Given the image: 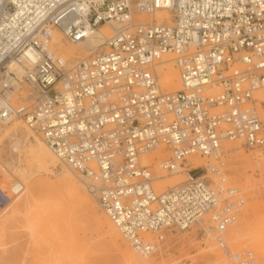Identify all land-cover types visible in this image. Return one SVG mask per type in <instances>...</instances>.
<instances>
[{
    "label": "built area",
    "instance_id": "obj_1",
    "mask_svg": "<svg viewBox=\"0 0 264 264\" xmlns=\"http://www.w3.org/2000/svg\"><path fill=\"white\" fill-rule=\"evenodd\" d=\"M102 25L112 34L75 63L56 51L57 32L77 43ZM167 53L176 91L156 69ZM262 90L264 0H0V126L22 119L144 259L195 228L228 264H256L225 235L247 202L225 143L264 152ZM24 190L0 184V214Z\"/></svg>",
    "mask_w": 264,
    "mask_h": 264
},
{
    "label": "rangeland",
    "instance_id": "obj_2",
    "mask_svg": "<svg viewBox=\"0 0 264 264\" xmlns=\"http://www.w3.org/2000/svg\"><path fill=\"white\" fill-rule=\"evenodd\" d=\"M107 27L102 25L97 32ZM57 41L56 51L69 57L70 64L100 46L93 39ZM60 43L77 49V57L57 50ZM163 66L161 61L157 65L163 90L172 91L180 84L163 85ZM170 71L179 73L174 60ZM225 149L228 180L242 189L247 200L226 238L234 249L253 250L256 264H264V152L250 150L240 140L226 142ZM49 150L20 118L0 126V184L8 187L15 180L25 184V191L0 214V264H228L216 243L195 228L170 232L156 255L140 257L78 177ZM132 253L140 263L131 259Z\"/></svg>",
    "mask_w": 264,
    "mask_h": 264
},
{
    "label": "bare ground",
    "instance_id": "obj_3",
    "mask_svg": "<svg viewBox=\"0 0 264 264\" xmlns=\"http://www.w3.org/2000/svg\"><path fill=\"white\" fill-rule=\"evenodd\" d=\"M148 16V15H147ZM163 16H166V17H169L170 16V13L168 12V11H158L157 13H156V15H155V17H157V18H162ZM145 18V17H144ZM144 18L143 17H141V19H143L144 20ZM160 18V19H161ZM147 19V17L145 18V20ZM152 19V18H151ZM148 20H150V19H148ZM106 28V27H105ZM108 29H106V30H104L103 29V33L102 32H100V33H98L97 32V30L96 31H94L91 35H89L88 36V38H86V39H84L83 41H80V42H77V43H82V42H84V41H86L87 39H93V41L94 42H96V43H98L99 45L100 44H102V42L105 40V38L106 37H108V36H110L111 34H112V29L111 28H109V27H107ZM101 31V30H100ZM63 38L62 37V34L60 33V32H57L56 33V35H55V39H54V42L56 43V41H57V38L59 39V38ZM61 40V39H60ZM58 42V41H57ZM59 43V42H58ZM59 45H61L57 50H59V51H61L62 53H64V54H70V55H72V56H76L77 57V49H69V47L68 48H64V44H59ZM58 47V46H57ZM99 48V47H98ZM97 48V49H98ZM58 52V51H57ZM90 54V53H89ZM172 55H171V53H167V54H165L164 55V57L161 59V65L163 64L164 66L162 67V69H165L166 71H165V74L162 76L163 77V85L165 86V87H170L171 85H172V83L173 82H176V86H177V84H180L179 85V87L177 86L176 87V89L175 88H172V91H176V90H178V89H180V87H181V82H180V76H179V73H177L176 71L175 72H171L170 71V69H171V67L173 66V60H172ZM158 65V64H157ZM156 69H157V66H156ZM158 70V69H157ZM178 78V80H179V82H177V79ZM172 87V86H171ZM174 89V90H173ZM261 92H264L263 90L262 91H259L258 93H257V95L259 96V94L261 93ZM262 94V93H261ZM264 94H262V97H264L263 96ZM260 97V96H259ZM261 98V97H260ZM263 99V98H262ZM43 141V140H42ZM44 142V141H43ZM45 144V143H44ZM46 145V144H45ZM46 148L49 150V148L47 147V145H46ZM50 152H52L51 150H49ZM53 153V152H52ZM54 154V153H53ZM47 155H45L44 157H46ZM165 157H167V153L166 152H164V150L163 149H158V150H156V151H154V152H151V153H149V154H147V155H145V156H143L142 157V159H143V161H145V162H147V163H153V162H156V161H159L160 159H163V158H165ZM191 160H193V161H195L196 162V164L197 163H200V159L198 158V157H192L191 158ZM72 172V171H71ZM73 173V172H72ZM181 175L182 174H176V175H173V176H165V177H163V178H161V179H159V181H158V185H162V186H172V185H175V184H177V183H179V182H181L183 179H181ZM77 177V176H76ZM79 180V179H78ZM85 189V188H84ZM25 191V190H24ZM85 201H87L88 199H84ZM88 203L90 202V201H87ZM91 203V202H90ZM93 207V206H92ZM100 207V206H99ZM104 213V212H103ZM105 214V213H104ZM106 215V214H105ZM241 215H242V213H241ZM241 215H240V217H241ZM240 217L238 218V220L240 219ZM238 220L234 223V224H236L237 222H238ZM111 221V220H110ZM233 224V225H234ZM233 225H231L230 227H232ZM116 227V226H115ZM230 227L228 228V230L230 229ZM117 228V227H116ZM227 230V231H228ZM119 231V230H118ZM227 231H226V233H227ZM121 234V233H120ZM226 235V234H225ZM3 239H4V237H3ZM19 242V241H18ZM35 242V241H34ZM35 244V243H34ZM36 244H37V239H36ZM36 246V245H35ZM133 249V248H132ZM131 259L132 260H134L135 261V263L137 262V263H140L139 261V257H137L135 254H131ZM149 259V258H148ZM142 262V261H141Z\"/></svg>",
    "mask_w": 264,
    "mask_h": 264
}]
</instances>
